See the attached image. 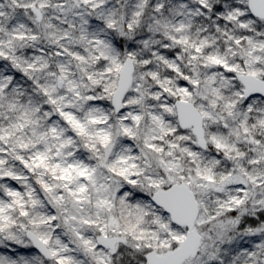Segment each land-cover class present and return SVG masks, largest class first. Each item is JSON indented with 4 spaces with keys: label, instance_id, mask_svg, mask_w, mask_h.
Instances as JSON below:
<instances>
[{
    "label": "snow or ice",
    "instance_id": "snow-or-ice-1",
    "mask_svg": "<svg viewBox=\"0 0 264 264\" xmlns=\"http://www.w3.org/2000/svg\"><path fill=\"white\" fill-rule=\"evenodd\" d=\"M0 264H264V0H0Z\"/></svg>",
    "mask_w": 264,
    "mask_h": 264
}]
</instances>
